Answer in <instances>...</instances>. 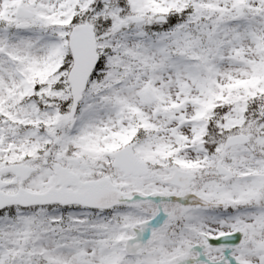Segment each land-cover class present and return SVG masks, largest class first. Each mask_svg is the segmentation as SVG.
<instances>
[{"label": "snow or ice", "instance_id": "1", "mask_svg": "<svg viewBox=\"0 0 264 264\" xmlns=\"http://www.w3.org/2000/svg\"><path fill=\"white\" fill-rule=\"evenodd\" d=\"M0 264H264V0H0Z\"/></svg>", "mask_w": 264, "mask_h": 264}]
</instances>
